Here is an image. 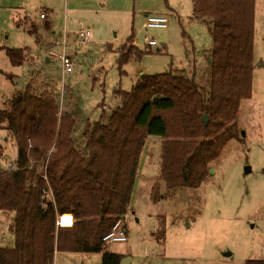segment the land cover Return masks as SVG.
Masks as SVG:
<instances>
[{
    "label": "rangeland",
    "instance_id": "374dc122",
    "mask_svg": "<svg viewBox=\"0 0 264 264\" xmlns=\"http://www.w3.org/2000/svg\"><path fill=\"white\" fill-rule=\"evenodd\" d=\"M97 2L0 0V108L28 80L40 90L50 87L60 111L75 116L72 137L82 150L94 122L102 116L107 120L120 105L116 88L131 90L141 74L171 67L187 76L195 72L206 90L211 77L213 38L206 23L193 17L192 0ZM146 14L166 15L167 27L145 28ZM81 30L91 32L88 41L79 37ZM132 33L134 44L151 52L130 60L121 74L118 48ZM146 36L157 44L149 46ZM8 48L27 49V60L12 65ZM51 52L69 56L71 71ZM253 61L252 95L242 100L237 116L240 136L211 162L201 186L167 190L159 180L162 138L148 136L123 221L128 239L108 244L105 251L122 254L128 264H247L264 258V0H256ZM0 143V166L15 162L17 143L5 128H0ZM158 180L160 199L154 200ZM11 220L0 212L2 247L14 245ZM102 256L58 251L54 264H102Z\"/></svg>",
    "mask_w": 264,
    "mask_h": 264
},
{
    "label": "trees",
    "instance_id": "16d2710c",
    "mask_svg": "<svg viewBox=\"0 0 264 264\" xmlns=\"http://www.w3.org/2000/svg\"><path fill=\"white\" fill-rule=\"evenodd\" d=\"M192 4L193 17L206 23L213 38L208 90L195 72L187 76L171 67L143 73L131 90L115 89L120 105L107 120L102 116L94 122L85 134L86 150L72 137L75 116L60 111L50 87L40 90L28 80L0 108V128L18 148V168L0 169V210L13 214L9 229L14 236L12 247L0 246V264H54L58 251L103 253L102 264H120L123 255L105 251L103 238L119 219L124 221L148 136L162 138L159 180L167 190L201 186L211 162L230 139L239 138V108L253 90L256 0ZM134 37L118 48L121 74L130 60L151 52L134 44ZM6 52L14 66L28 57L24 48ZM42 156L47 178L28 167ZM159 180L154 200L160 199ZM63 212L74 215L73 226L56 224ZM247 264H264V258Z\"/></svg>",
    "mask_w": 264,
    "mask_h": 264
},
{
    "label": "built area",
    "instance_id": "2783aa9c",
    "mask_svg": "<svg viewBox=\"0 0 264 264\" xmlns=\"http://www.w3.org/2000/svg\"><path fill=\"white\" fill-rule=\"evenodd\" d=\"M91 1V0H90ZM92 1H100V2H106L108 0H92ZM42 17H45L44 14H41ZM168 25V18L164 14H146L144 27L145 28H166ZM91 36V32L89 30H81L79 32V37L82 38L84 41H88ZM147 44L149 46H155L157 43L153 39H149L146 36ZM67 40L65 39L63 41L64 46L66 45ZM51 56H57L59 60L62 62L63 69L65 71H71L72 69V61L69 56L66 54H60L57 55L54 52H51ZM52 149L48 150L47 155L50 154ZM44 156V155H43ZM43 156L39 160H31L28 164V167L35 168L37 174L42 175L44 178H47L46 176V164L43 160ZM17 163L10 162L5 166H0V169H6V170H14L17 169ZM75 223V217L70 212H63L58 214L56 224L60 227H71ZM128 239L126 228L123 220H118L111 231L107 233L103 240H104V246L107 247L108 244L112 242H123Z\"/></svg>",
    "mask_w": 264,
    "mask_h": 264
},
{
    "label": "crops",
    "instance_id": "0c3cea01",
    "mask_svg": "<svg viewBox=\"0 0 264 264\" xmlns=\"http://www.w3.org/2000/svg\"><path fill=\"white\" fill-rule=\"evenodd\" d=\"M110 2H112V0H108V1H106V2H97V3H99L100 4V6H106V5H108V4H110ZM42 18H45V17H42ZM48 59V61H50V58H47ZM138 79V78H137ZM136 79V80H137ZM4 102H6L7 103V101L5 100ZM5 103V104H6ZM0 212L1 213H4V214H6V215H11V219H13V214L12 213H5V212H3V211H1L0 210ZM12 222V220L8 223V228H9V224ZM1 227H3V226H1ZM9 232L11 233V231H10V229H9ZM11 235H13L12 233H11ZM14 237V236H13ZM124 257V256H123ZM128 264V263H127Z\"/></svg>",
    "mask_w": 264,
    "mask_h": 264
},
{
    "label": "water",
    "instance_id": "95a60500",
    "mask_svg": "<svg viewBox=\"0 0 264 264\" xmlns=\"http://www.w3.org/2000/svg\"><path fill=\"white\" fill-rule=\"evenodd\" d=\"M209 62H210V60H209ZM204 122H205V125H207L208 122H209V116L206 115V114L204 115ZM210 170L212 171V168H210ZM127 261H128V258L127 257H123L121 259V261H120V264H127Z\"/></svg>",
    "mask_w": 264,
    "mask_h": 264
}]
</instances>
